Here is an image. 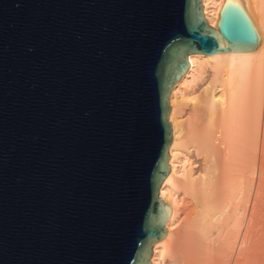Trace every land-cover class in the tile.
Returning <instances> with one entry per match:
<instances>
[{"label": "water", "instance_id": "water-1", "mask_svg": "<svg viewBox=\"0 0 264 264\" xmlns=\"http://www.w3.org/2000/svg\"><path fill=\"white\" fill-rule=\"evenodd\" d=\"M205 7L0 0V264H155L176 85L262 43L244 3Z\"/></svg>", "mask_w": 264, "mask_h": 264}, {"label": "bare ground", "instance_id": "bare-ground-1", "mask_svg": "<svg viewBox=\"0 0 264 264\" xmlns=\"http://www.w3.org/2000/svg\"><path fill=\"white\" fill-rule=\"evenodd\" d=\"M229 0H206L217 28ZM262 43L253 52L192 54L171 98L172 217L155 264H264V0H238Z\"/></svg>", "mask_w": 264, "mask_h": 264}]
</instances>
